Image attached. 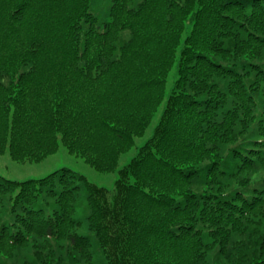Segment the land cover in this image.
Listing matches in <instances>:
<instances>
[{
  "label": "trees",
  "instance_id": "1",
  "mask_svg": "<svg viewBox=\"0 0 264 264\" xmlns=\"http://www.w3.org/2000/svg\"><path fill=\"white\" fill-rule=\"evenodd\" d=\"M0 0V264H264V0ZM172 86L168 90L171 74Z\"/></svg>",
  "mask_w": 264,
  "mask_h": 264
},
{
  "label": "rangeland",
  "instance_id": "2",
  "mask_svg": "<svg viewBox=\"0 0 264 264\" xmlns=\"http://www.w3.org/2000/svg\"><path fill=\"white\" fill-rule=\"evenodd\" d=\"M112 0H98L93 11L99 16L100 21L106 20L108 9ZM174 74L172 73L168 82V90L172 86ZM163 105L154 115L152 122L143 136L136 137V144L129 151L123 153L120 157L117 168L110 172H101L93 168L82 157L70 153L68 149L60 143L56 153L49 155L41 162H21L13 160L8 152L0 154V175L8 179L25 180L30 178H41L54 170L62 167H69L85 175L95 184L105 187L113 192L115 181L119 177V170L129 162L136 153L139 146L153 134L154 128L159 121Z\"/></svg>",
  "mask_w": 264,
  "mask_h": 264
}]
</instances>
